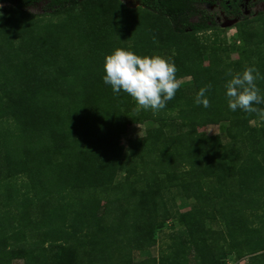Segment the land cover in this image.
<instances>
[{
  "label": "trees",
  "instance_id": "obj_1",
  "mask_svg": "<svg viewBox=\"0 0 264 264\" xmlns=\"http://www.w3.org/2000/svg\"><path fill=\"white\" fill-rule=\"evenodd\" d=\"M137 1L0 0V264H144L132 252L175 217L171 188L194 204L175 250L152 261L264 264V120L232 111L225 87L229 70L264 76V13L223 44L195 36L210 28L190 22L194 0ZM39 2L49 10L26 9ZM117 47L171 57L192 92L180 86L159 112L138 109L104 83ZM208 84L205 108L195 98ZM150 120L158 125L126 150L128 127ZM223 122L227 141L199 130ZM213 219L222 230L206 226Z\"/></svg>",
  "mask_w": 264,
  "mask_h": 264
},
{
  "label": "clouds",
  "instance_id": "obj_2",
  "mask_svg": "<svg viewBox=\"0 0 264 264\" xmlns=\"http://www.w3.org/2000/svg\"><path fill=\"white\" fill-rule=\"evenodd\" d=\"M103 80L112 87L114 93H127L137 104L138 109L152 110L154 113L166 107V103L175 97L181 81L177 79V67L171 57L158 53L140 55L130 49L117 47L106 55ZM226 96L232 111L238 108L248 113H256L264 120V109L254 107L264 103L256 81L264 79L255 67H245L242 72L228 73ZM211 84L201 87L195 103L210 107L206 93Z\"/></svg>",
  "mask_w": 264,
  "mask_h": 264
},
{
  "label": "rangeland",
  "instance_id": "obj_3",
  "mask_svg": "<svg viewBox=\"0 0 264 264\" xmlns=\"http://www.w3.org/2000/svg\"><path fill=\"white\" fill-rule=\"evenodd\" d=\"M127 6H137L136 2L134 0H122ZM9 7V3H2L0 4V14H2L3 8ZM28 11L35 12V13H45L49 9L46 7V3L39 2L37 4L28 6L26 8ZM259 21H252L250 25L254 26ZM250 25H246L244 27H248ZM239 30L238 26L234 27H223V28H213L210 30H207L206 32L202 34H196V37H199L200 39H206V38H218L220 43L223 44H232L233 40L237 38V31ZM237 57L236 52H232L231 58L234 59ZM206 60V58H205ZM181 81V85L185 90L188 92H192L193 85L191 82L190 77H184L179 79ZM252 124H254L252 122ZM157 122L155 121H146L143 124H133L130 125L127 129V132L121 137L120 143L124 145L125 149L128 150V140L144 136L146 133V129L150 127L157 126ZM227 125V122H223L219 125H206L199 127V130L201 132H206L208 134H220L222 139L224 141H227V138L224 134V129ZM166 202L169 210L175 214V217H170L164 224H162L159 227H156L154 229V237L156 238V244L150 248H146L144 250H135L132 252V260L133 262H142L146 260L144 264H157V261L154 262L151 260V258H158L159 254L163 251L166 252L168 250H175L174 246H171L174 242V235L182 230L184 228V224L179 221V218L182 214H184L186 211H188L194 204L193 198H185L182 195V192L178 188H171L166 193ZM206 226L208 228L216 229V230H222L223 229V223L217 219L213 220H207ZM55 251V250H54ZM57 252V250L55 251ZM54 257V255H53ZM221 257V256H219ZM217 257V258H219ZM54 259V258H53ZM56 259V258H55ZM246 264V260H235V259H229L226 264ZM11 264H24V261L22 258H13L11 260Z\"/></svg>",
  "mask_w": 264,
  "mask_h": 264
},
{
  "label": "flooded vegetation",
  "instance_id": "obj_4",
  "mask_svg": "<svg viewBox=\"0 0 264 264\" xmlns=\"http://www.w3.org/2000/svg\"><path fill=\"white\" fill-rule=\"evenodd\" d=\"M192 5L190 22L210 29L239 26L264 13V0H194Z\"/></svg>",
  "mask_w": 264,
  "mask_h": 264
},
{
  "label": "built area",
  "instance_id": "obj_5",
  "mask_svg": "<svg viewBox=\"0 0 264 264\" xmlns=\"http://www.w3.org/2000/svg\"><path fill=\"white\" fill-rule=\"evenodd\" d=\"M243 260H246V258H243Z\"/></svg>",
  "mask_w": 264,
  "mask_h": 264
},
{
  "label": "water",
  "instance_id": "obj_6",
  "mask_svg": "<svg viewBox=\"0 0 264 264\" xmlns=\"http://www.w3.org/2000/svg\"><path fill=\"white\" fill-rule=\"evenodd\" d=\"M0 4H2V3H0Z\"/></svg>",
  "mask_w": 264,
  "mask_h": 264
}]
</instances>
